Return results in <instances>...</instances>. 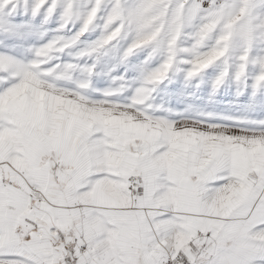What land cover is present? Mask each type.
I'll use <instances>...</instances> for the list:
<instances>
[{
	"label": "snow or ice",
	"instance_id": "6c2138e0",
	"mask_svg": "<svg viewBox=\"0 0 264 264\" xmlns=\"http://www.w3.org/2000/svg\"><path fill=\"white\" fill-rule=\"evenodd\" d=\"M0 264H264V0H0Z\"/></svg>",
	"mask_w": 264,
	"mask_h": 264
}]
</instances>
